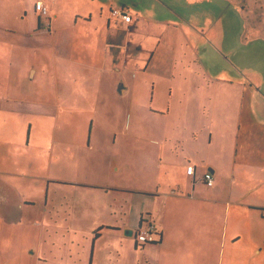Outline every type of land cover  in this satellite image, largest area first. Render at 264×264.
<instances>
[{
	"label": "crops",
	"instance_id": "crops-1",
	"mask_svg": "<svg viewBox=\"0 0 264 264\" xmlns=\"http://www.w3.org/2000/svg\"><path fill=\"white\" fill-rule=\"evenodd\" d=\"M36 1L0 0V238L30 225L39 264H231L235 245L264 264V0ZM43 44L44 86L12 68Z\"/></svg>",
	"mask_w": 264,
	"mask_h": 264
},
{
	"label": "rangeland",
	"instance_id": "rangeland-1",
	"mask_svg": "<svg viewBox=\"0 0 264 264\" xmlns=\"http://www.w3.org/2000/svg\"><path fill=\"white\" fill-rule=\"evenodd\" d=\"M127 1H130V0H127ZM164 1H166L171 6L172 12L180 14V15H182L183 13L189 14V12L191 11V6H193L190 0L189 1L187 0H164ZM225 1H227V3H230V0H225ZM225 1L222 2L220 0H216L213 3H210L208 0H197L195 4H197V9L201 8L205 14L206 11L207 12L211 11L212 8L215 7V5L219 7L226 5L225 8L230 6V4L228 5ZM241 46L242 45H240V47ZM10 49L11 48H7L5 46L3 51L0 53V66H1V63L4 62L3 64H7L3 66V68L5 69L10 68V64L12 62H10V57L4 61L3 60L4 57L2 58V55H7L8 53H11ZM18 49L16 48L12 52V54L15 55L17 59H20V61L14 62L15 65H13L12 67L13 69L18 70L19 68H24L25 70H27V67L30 64H33V66L36 68H41L42 66H44V70L46 71V73L44 76L40 77L39 83H41L43 86L55 84V78L53 77V74L51 75V70H48V71L46 70V66L53 63L52 53L48 50V46L43 44L40 46L39 45L38 46H28V48L26 49L24 48H18ZM222 55L224 57L225 56L228 57V60H226V62H228L229 64L227 65L226 63H223V65L226 66L227 68H230V61L232 60L233 56H231V54L230 55L226 54L225 52L222 53L221 51V56ZM34 84L35 83L33 82L27 83L28 86H32ZM59 84L66 85L67 83L60 81ZM42 98H43V94H42ZM78 114L79 113L77 112L76 115ZM83 119L84 117H82V120ZM33 121H36V120L33 119ZM57 124H59L60 126H63L66 124V121L63 122V120L60 118ZM65 130H67L66 125H65ZM1 197H2V192L0 191V198ZM12 209L13 210L11 214L15 215V218L16 216H18L16 215L17 213L18 214L22 213V211L17 207L13 206ZM24 213L31 217L30 220H33V217H34L33 211L29 212L28 210H26ZM15 225L16 227L13 229L15 230V237L12 235V238L11 237L0 238V264H39V263H35V259H34L35 254H33L32 252H29V253L21 252L22 249L26 248V245H29L30 240H34V237H30V229H31L30 225H25L23 222L15 224ZM230 226H231V221H230ZM10 240H14L12 245L9 244ZM221 248L222 247H220V259L223 255V250ZM246 248H247L246 246H244L243 248H241L240 246L238 247L237 245L232 246L230 247V253L225 251L224 259L226 260L227 257L230 255L231 264H243L247 261L246 257H248V253H246L244 250ZM232 249H233V252L231 251ZM123 257L129 261L128 253L123 254Z\"/></svg>",
	"mask_w": 264,
	"mask_h": 264
},
{
	"label": "built area",
	"instance_id": "built-area-1",
	"mask_svg": "<svg viewBox=\"0 0 264 264\" xmlns=\"http://www.w3.org/2000/svg\"><path fill=\"white\" fill-rule=\"evenodd\" d=\"M35 8L37 11L41 12L44 16L48 14V10L44 6L42 1H37L35 4ZM113 15L116 17H122L123 22L130 24L132 22V17L130 15L123 14L120 11H114ZM195 168L193 165L187 167L188 175H193ZM204 180L208 187H213L214 179L211 173H207L204 176ZM157 228L152 223H147L144 227L140 228V230L136 233V241L141 246H145L148 244H153L157 242Z\"/></svg>",
	"mask_w": 264,
	"mask_h": 264
},
{
	"label": "trees",
	"instance_id": "trees-1",
	"mask_svg": "<svg viewBox=\"0 0 264 264\" xmlns=\"http://www.w3.org/2000/svg\"><path fill=\"white\" fill-rule=\"evenodd\" d=\"M37 1H41V0H37ZM37 1H36V2H37ZM35 4H36V3H35ZM35 10H36V8H35ZM36 11H37V10H36ZM37 12H38V14L43 15L41 12H39V11H37ZM159 242H160V241H158L157 243H159ZM136 243H137V246L139 247V243H138L137 241H136ZM157 243H156V244H157Z\"/></svg>",
	"mask_w": 264,
	"mask_h": 264
},
{
	"label": "water",
	"instance_id": "water-1",
	"mask_svg": "<svg viewBox=\"0 0 264 264\" xmlns=\"http://www.w3.org/2000/svg\"><path fill=\"white\" fill-rule=\"evenodd\" d=\"M126 234L129 235V236H131V235H132V232L129 231V232H127Z\"/></svg>",
	"mask_w": 264,
	"mask_h": 264
},
{
	"label": "clouds",
	"instance_id": "clouds-1",
	"mask_svg": "<svg viewBox=\"0 0 264 264\" xmlns=\"http://www.w3.org/2000/svg\"><path fill=\"white\" fill-rule=\"evenodd\" d=\"M149 245V244H148Z\"/></svg>",
	"mask_w": 264,
	"mask_h": 264
}]
</instances>
